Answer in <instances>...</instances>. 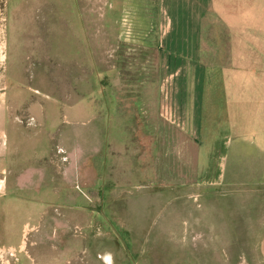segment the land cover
I'll return each instance as SVG.
<instances>
[{
	"label": "rangeland",
	"instance_id": "obj_1",
	"mask_svg": "<svg viewBox=\"0 0 264 264\" xmlns=\"http://www.w3.org/2000/svg\"><path fill=\"white\" fill-rule=\"evenodd\" d=\"M92 5L87 15L84 5L72 2L64 65L41 71L31 67L26 50L24 71L11 72L22 89L9 95L21 92L23 102L32 98L39 107L15 112L26 127L22 145L0 166L7 167L0 174V264H32L31 256L64 260L71 246L77 252L70 257L82 252L81 258L93 260L100 241L103 258L109 253L123 264H239L241 256L253 262L255 211L264 195V134L238 132L230 122L216 125L227 117L216 102L221 98L212 97L223 79L218 75L207 81L201 133L189 136L175 118L171 122L165 97L172 73L161 71L160 61L135 58L127 49L115 58L109 50L102 59L105 41L119 31L120 4ZM23 10L31 22L26 0ZM258 15L263 22L264 11ZM207 25L211 41L227 39L219 22L211 18ZM37 31L30 29L28 36L35 38ZM223 53L226 58L227 46ZM259 73L263 91L248 89L254 76L239 78L236 91L246 90L231 92L234 101H249L252 93L264 97V71ZM34 117L48 121L50 131ZM32 125L39 136L29 134ZM217 127L219 137H210ZM36 138L39 155H31L28 146ZM48 245L59 253H48Z\"/></svg>",
	"mask_w": 264,
	"mask_h": 264
},
{
	"label": "crops",
	"instance_id": "obj_2",
	"mask_svg": "<svg viewBox=\"0 0 264 264\" xmlns=\"http://www.w3.org/2000/svg\"><path fill=\"white\" fill-rule=\"evenodd\" d=\"M23 1L0 0V166L6 164L4 156L17 154L16 150L22 145L21 138L26 127L18 112H15L25 106L31 110L39 107L32 98L23 102L21 92L12 97L9 95L11 89L20 91L18 75L11 72L24 71V51L30 50L32 53L31 67H39L41 71H53L58 63L61 67L64 65L61 60L65 59L66 51L70 52L71 48L72 2H75L77 7L84 5L81 11L87 15L89 11L95 10L93 2L96 8L99 6L100 9L110 2V0H26L32 5L33 18L30 22L24 19ZM118 2L119 31L114 35L112 42L104 39L105 55L102 59L108 58L109 50H113L112 58H115L116 54L127 53L125 50L127 49L136 52L135 58L160 61L159 69L172 73L167 79L169 93L165 97L173 109L171 122L175 118V122L182 124L183 130L189 136L199 137L204 103L208 96L207 81L209 77L219 75L223 76V79L217 77L221 81H217L219 87L215 88L212 97L221 98L216 102L218 107L225 109L227 117L225 120L221 117L215 122L216 125L230 122L235 129H240L238 132L248 130L255 135L264 134V126L260 125L264 119V97L252 93L253 97L248 99L249 101L233 100V94L246 90L241 87L236 91L235 84L239 78L242 80L243 77L254 76L250 79L251 86L247 85L248 89L263 91L257 84L259 76H262L259 71H264V21L258 20V13L264 11L263 0H118ZM211 18L223 26L227 33L226 40L219 38L210 40L209 36L213 34V29L211 25H207V21ZM83 19L84 21L80 16L81 26L86 29L85 17ZM106 26L104 21H101V29ZM35 28L38 29L37 36L34 38L33 31L29 37L30 29L32 31ZM119 46L123 48L122 51ZM224 46L228 49L226 58L223 53ZM213 58L227 59V63L205 64L206 60ZM218 90L220 95L217 96ZM213 102V105H216L215 100ZM34 119L36 124H47L44 131H50L48 121L36 117ZM27 128L31 130L29 134L35 133L39 136L37 126ZM214 130L210 137H219L217 134H221L220 129L217 127ZM36 141L37 138L31 140L28 146L30 151L27 153L39 155V145L34 143ZM6 171L7 167L3 169L0 167V174ZM255 220L256 230L252 233L257 237L254 248L255 260L244 262L241 261V256L239 264H264V195L257 201ZM196 234L200 235L199 230ZM209 235L217 233L210 232ZM212 247L215 248V245L209 244V249L214 250ZM227 248L231 252V247ZM225 250L227 252L226 248ZM240 251L242 253L244 250L240 248ZM53 252L59 253L56 245H48V253ZM73 252L77 250L75 251L72 246L66 248L65 258L60 261L31 256L32 264H123L109 253L108 259L103 258L105 253L103 241L97 244L93 260L81 258L82 252L70 257Z\"/></svg>",
	"mask_w": 264,
	"mask_h": 264
}]
</instances>
